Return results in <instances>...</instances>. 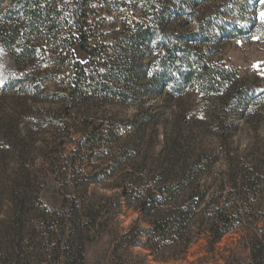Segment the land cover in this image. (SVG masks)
<instances>
[{
  "label": "rangeland",
  "instance_id": "obj_1",
  "mask_svg": "<svg viewBox=\"0 0 264 264\" xmlns=\"http://www.w3.org/2000/svg\"><path fill=\"white\" fill-rule=\"evenodd\" d=\"M247 4L202 0L187 22L189 30L208 37L204 46L210 57L236 72L234 81L209 96L190 89L168 97L166 87L150 82L147 54L130 87L140 88L135 101L96 99L84 105L91 111L86 116L66 106L59 84L46 83L31 95L22 89L32 81L28 72L8 83L16 72L14 57L0 47V234L21 202L30 225L56 219L54 210L61 214L76 204L100 213L99 225L85 241L84 264H248V237L264 228V2ZM72 52L87 60L78 44ZM90 121L98 126L92 134ZM103 127L115 129V135L99 139ZM56 139L64 145H56ZM236 162L263 172L262 189L255 190V204L247 211L228 197L231 211L247 215L241 226L212 246L203 235L184 256L178 250L174 257L160 252L169 240L153 244V254L150 210L145 214L138 208L133 184L169 187L171 203L210 202L235 190L228 175ZM44 251L38 258L29 256L28 263L49 262Z\"/></svg>",
  "mask_w": 264,
  "mask_h": 264
},
{
  "label": "trees",
  "instance_id": "obj_2",
  "mask_svg": "<svg viewBox=\"0 0 264 264\" xmlns=\"http://www.w3.org/2000/svg\"><path fill=\"white\" fill-rule=\"evenodd\" d=\"M248 1L243 0V5L247 6ZM201 3L202 0H0V47L13 55L16 69L7 82L23 80V74L28 72L32 81L22 89L31 95L46 83L54 87L59 84L66 106H76L90 116L91 111L83 107L96 99L135 101L140 88L130 87L135 84L134 77L143 71L142 58L148 54L152 62L150 82L166 87L168 97L190 89L203 96L219 94L235 80L236 72L210 57L204 46L208 37L186 27ZM75 44L87 55L85 62L74 57ZM48 115L55 117V113ZM62 124L71 134L69 121L63 119ZM87 126L88 134L98 128L91 121ZM113 130L103 127L99 139L114 136ZM53 142L64 145L57 139ZM236 163V170L228 175V183L235 190L220 193L210 202L192 199L188 203H171L169 187L133 184L130 192L137 193L138 208L145 214L150 210L153 254L157 252L153 244L169 240L168 247L160 252L174 257L178 250L184 256L203 235L212 246L241 226L247 215L231 211L234 208L229 207L228 197L234 196L238 204L242 203L238 207L247 211L250 204H255V190L261 188L263 172ZM28 214L22 202L18 212L10 214L12 220L0 234L1 264H29V256L38 258L42 250L50 256L46 264H84L86 238L99 225L97 209H80L72 204L61 214L54 210L56 219L40 220L39 225L25 222ZM256 229L258 232L248 237V264H264V228Z\"/></svg>",
  "mask_w": 264,
  "mask_h": 264
},
{
  "label": "snow or ice",
  "instance_id": "obj_3",
  "mask_svg": "<svg viewBox=\"0 0 264 264\" xmlns=\"http://www.w3.org/2000/svg\"><path fill=\"white\" fill-rule=\"evenodd\" d=\"M262 2H264V0H262ZM261 20L264 22V13H261ZM253 39H257V37H253Z\"/></svg>",
  "mask_w": 264,
  "mask_h": 264
},
{
  "label": "water",
  "instance_id": "obj_4",
  "mask_svg": "<svg viewBox=\"0 0 264 264\" xmlns=\"http://www.w3.org/2000/svg\"><path fill=\"white\" fill-rule=\"evenodd\" d=\"M237 21H238V22H241V20H240V19H237Z\"/></svg>",
  "mask_w": 264,
  "mask_h": 264
}]
</instances>
